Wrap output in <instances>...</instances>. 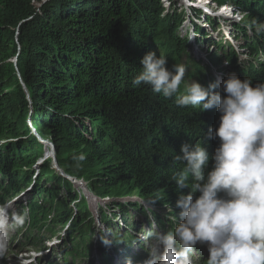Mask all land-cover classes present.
<instances>
[{
  "label": "trees",
  "instance_id": "trees-1",
  "mask_svg": "<svg viewBox=\"0 0 264 264\" xmlns=\"http://www.w3.org/2000/svg\"><path fill=\"white\" fill-rule=\"evenodd\" d=\"M37 1L0 0V142L4 141L0 203L22 185L33 183L30 197L25 203L19 201L21 208L14 212L28 215L34 227L41 219L54 230L66 227V236L59 241L74 254L80 241L91 238L96 229L102 243L101 235L114 233L116 227L102 207L98 218L106 231L96 227L89 205L66 177L51 168V159H43L33 171L41 150L29 134L26 117L32 116L46 133L44 139L59 152L57 161L66 175L85 180L99 200L123 195L140 200L105 203L118 221L130 212L138 217L145 204L179 213L178 189L169 178L183 164L173 157L180 154L182 143H201L211 164L219 140L208 139L207 132L218 126L220 114L214 109L178 107L175 97L166 99L150 86L133 84L148 51L166 56L169 70L174 71L175 64L184 66V81L197 74L203 77L200 62L181 60L187 46L175 33L180 26L175 3L164 14L160 0H46L39 7ZM212 1L246 11L240 24L251 32H244V43L264 56V34H255L263 40L256 49L255 31L250 28L252 19L264 21V0ZM262 62L259 69L246 65L240 71L253 84L264 82ZM81 154L86 159L78 163L73 157ZM181 191L187 194L189 189ZM151 211L160 225L167 222L155 209ZM97 248L106 251L103 243ZM5 263V258L0 259V264Z\"/></svg>",
  "mask_w": 264,
  "mask_h": 264
},
{
  "label": "clouds",
  "instance_id": "clouds-1",
  "mask_svg": "<svg viewBox=\"0 0 264 264\" xmlns=\"http://www.w3.org/2000/svg\"><path fill=\"white\" fill-rule=\"evenodd\" d=\"M250 28L264 34V21L252 19ZM166 63V56L148 51L133 84L150 86L166 99L175 97L181 108H216L219 123L209 127L207 138L218 139L219 145L210 164L203 144H181L173 160L183 167L169 178L178 189L180 211L171 230H150L142 236L149 241L144 264H194L198 243L207 246L205 264H264V82L253 84L232 72L205 88L194 79L184 83V66L175 64L172 71ZM218 86L221 91L215 90ZM73 159L79 163L86 157ZM185 188L187 194L181 191ZM9 220V207L0 205V259L26 217H17L14 224ZM101 241L106 247L121 242L103 234ZM126 264L133 262L129 258Z\"/></svg>",
  "mask_w": 264,
  "mask_h": 264
},
{
  "label": "rangeland",
  "instance_id": "rangeland-1",
  "mask_svg": "<svg viewBox=\"0 0 264 264\" xmlns=\"http://www.w3.org/2000/svg\"><path fill=\"white\" fill-rule=\"evenodd\" d=\"M44 2H46V0L37 1V6L38 7L41 6ZM160 3L162 5V7L164 8V14L171 12V8H172L171 7V3L172 4H174V3L176 4L175 8L176 7H179L178 8V13H179L180 17H179L178 20H179V23H183V24L180 27L178 26L179 28L176 27L175 33L177 34V36L188 34L191 38H192V35H190L189 32H191L192 31V28L195 25L198 24V21L200 20V16L201 17H204L205 19H207V23H206L207 25H211V23L208 22V18H214L217 15L219 16L220 14H217L218 13V10L226 11V9L230 8V6H229L230 4L228 2H225V3H223L225 5L222 4L223 6H220L216 2H213L212 0H160ZM182 4H183V7H182ZM229 10H230L229 12L234 13V14H232V16H230L229 14L224 15L223 17L225 18V20H224L225 22H226V20H229V18H235V15L236 14H237L238 18L240 19L241 16L239 14L240 13L239 11H233L232 9H229ZM242 14H244V13H242ZM172 16L175 17V14L173 13ZM200 23L202 24L203 23V20L200 21ZM194 33H195V31H194ZM194 33H193V35H194ZM222 34H228V31H226V30L225 31H220V33L218 35L222 38ZM255 34L256 33L254 32L253 35H252V37L255 39V45H254V47L257 49L258 48V43H262L263 40L262 39H257L255 37ZM209 36H211V35H209ZM229 37L230 36L228 35V38ZM201 39H202V35H201ZM223 40H225V38H223ZM234 42L232 41V39H230L225 44H227V47H229L230 44H233ZM184 45L187 46V49H186L187 50V54H185L182 57L181 60L184 62V61H186V58H187V61H186L187 63H193V64H196V65H199L198 63L200 62V64L203 66V70H202L203 77L202 78H199V81H198L199 83L202 82V84H203L202 86L208 87V84L221 82L224 78L227 77L226 76L224 78H220L219 79L218 78V74L223 69H220L221 71L218 72V70H219L218 67L214 66L213 67V70L211 69V67H210V69L208 67L209 64L207 62H211L214 65H218V63H221L220 61H217L216 62V61L213 60L214 59V56H218V57L220 56L219 55V52L220 51H218V50H217V52H213L211 50H208L207 51L206 47L205 46L202 47V45H201L200 47H198V49L201 50L200 52H204V56H205V59H206V60H204L200 56V55H202V53L197 52L198 51L197 49L196 50H193L194 47L196 48V46H198L197 44H194V41L193 40H191L190 38L186 37V40H185V44ZM246 53L250 57H254L255 56V55H252L253 54L252 52H246ZM14 60H15V57L12 58V61H14ZM251 60H252V58L250 59V61ZM244 61H246V60H244ZM253 62H254L253 63V66H255V61H253ZM227 67L228 68L230 67L229 70H231V64H228ZM214 72H218V74L216 75V73H214ZM239 76L241 77V79H243V78L246 77V73H242L241 75L239 74ZM209 77L211 78L210 81H209ZM194 78H198V74ZM191 81L192 80H186V81H184V83H188V82H191ZM211 81H213V82H211ZM183 88H184V86L181 88V92L183 91ZM215 90L216 91H221V88L218 86L217 89H215ZM212 109H214L215 111H217L216 108H212ZM30 117H32V116H30ZM30 117H26L25 123L28 124L29 134H31L32 136H34L35 139L37 140V142H39L38 143V146H40V150H41V154H40L39 158L37 159V161L35 162V164L33 166V171L38 169V166L43 161V159H47V160L51 159V163H50L51 168L56 171L57 175L59 177L63 176V174L65 175L66 172L63 171L62 164L59 161H57V157H58V153L59 152L54 147H52V145H51L50 142H49V145H48V143H47L48 141L47 142L43 141L44 144L43 145H40L41 140L42 139L44 140V137L47 138V135H46V133H42L41 132V128ZM3 142H0V144L3 143ZM72 180H76L77 181L75 183L77 185L76 188L73 185V183H71L72 186H73V188H74V190H76V194H80V196L83 195L84 200H86L89 196H86L82 190H79L78 191L77 190L78 189L77 187H80L81 189L84 190V189H86V188L89 187L88 184L85 185V186H82L81 184H82V180L83 179L77 178V177H75L73 175H69V177L67 178V182L70 183V181H72ZM22 189H25V190L22 191ZM34 189H35V186H33L32 190H34ZM29 192H30L29 185L24 184V185H22L20 187L19 191H17L16 193H12V194H14L13 197H10V198H7V199H6V197H4L5 199L3 198V200H4V204L3 205L8 206L9 207V210H11V211L12 210H18V209L21 208L19 206V201H21L22 203H25L27 201V197H30ZM66 194H70V191H66L65 192V195ZM102 198L105 199V197H102ZM38 200H40V199H38ZM132 200H137V199L132 198ZM0 205H1V203H0ZM97 207H100V206H97ZM109 210H110L109 206L108 207L106 206L104 209H103V206H102V211L104 213H106L107 218L111 220V225L112 226H115V223H117V220H115V218H114L115 216L114 215H112V216L109 215ZM129 219H130L129 216H125L123 218V220L125 222H128ZM39 222H43L42 219L39 220V221H36L35 220V223L38 225V227L40 228V230H42V231L44 230L45 233H46V237H44V240L45 241L44 240L43 241L42 240H39L38 237L35 235V231L32 230V229H30L29 227H26V229L29 228V230L31 231L34 239L37 240L39 242V244L36 247L26 248V249L20 251L19 253H21V256H18V258H19L20 261L21 260H27L29 262V261L32 260L31 258H32V256L34 254H42L41 256L43 258V261L46 260V259H48L49 258L48 256H51L50 254H52V251L54 250L55 246L57 244H60L61 243L59 241V238L62 237L64 239L65 236H66V231L64 230V228L66 229V227L61 228L59 226V228H57L58 227L57 226V227H55V230L57 231L56 232L54 230V228H52L50 226L45 227L46 224H47V221H45V222H43L41 224ZM118 227L121 230H124L125 229V227H123L121 225H119ZM98 228L100 230L102 229L100 226ZM50 230L51 231H55L58 235H54L55 232L49 233ZM118 232H120V231H118L116 229L114 231V233H109V234H106L105 236H109V235L110 236H113L115 233H118ZM23 233H24V230L21 231V235ZM47 233H49V234L47 235ZM94 238H97V233H95ZM19 239H20V237H19ZM18 243L19 242H17L15 245H17ZM53 243L55 244V246H52ZM92 243H94V239H93V242H92V237L90 238L89 236H86V237L83 238L82 241H80V245H79L78 248H76V251L78 252V254L88 255L89 254V251H90V245ZM13 249L15 250L14 247H13ZM63 249H65V248H63ZM12 252H15V251H12ZM91 252H92L91 258L93 260L90 263L91 264H94L95 263L94 259H97V258L94 257V256H97V251H96V249L93 250V247H92ZM98 257H99V255H98ZM10 258L13 261L14 256L13 257H10ZM61 258H62V256H61ZM52 260H57V262H58V260H60V257H56L55 259H52Z\"/></svg>",
  "mask_w": 264,
  "mask_h": 264
},
{
  "label": "bare ground",
  "instance_id": "bare-ground-1",
  "mask_svg": "<svg viewBox=\"0 0 264 264\" xmlns=\"http://www.w3.org/2000/svg\"><path fill=\"white\" fill-rule=\"evenodd\" d=\"M229 9H231V8L226 9V11L218 10L217 14H220V15L219 16L217 15L214 18H210V20H211L210 22H214L211 25H207L206 24L207 19L200 16V20L198 21V24L192 28L191 32H189V34L192 35V38L188 34L178 36L180 39L186 40V37H188L191 40H193L194 44L198 45V46H196V48L195 47L193 48V50L197 49L198 50L197 52L201 51L198 49V47L201 45L205 46L207 51L208 50H211L213 52H217V50L220 51L219 52L220 56H219V59L217 60V61L221 62L219 65H214L211 62L206 61L209 64L208 65L209 69L211 67V69L213 70L214 66L219 68L218 72L221 71L220 69H223L219 74H218V72H214V73H216V75L218 74L219 79L226 77L229 73H232V72H235L238 76H239V74L241 75L243 72L240 71V68L242 69L246 65H251L252 69L253 68L259 69L262 67V64H263L262 61L264 60L263 54L256 53V50L254 48L250 49L245 45V43H244V32L245 31L251 32V31L245 24H240V19L238 18L237 14L235 15V18H229V20H226V22L224 21L225 20V18L223 17L224 15L229 14L230 16H232V14H234V13L229 12L230 11ZM242 13L243 12L239 13L241 16L240 18H242V16H243ZM244 13L246 16V11ZM245 16H243V17H245ZM202 20H203V23L201 24L200 21H202ZM182 24L183 23H180V26H182ZM236 24H239V25L237 27H235ZM225 30L228 31V34H222V38H221L218 34L220 33V31H225ZM194 31L196 34L194 33ZM193 33H194V35H193ZM200 35H202V39L199 38ZM209 35H211V36H209ZM228 35L230 36L229 38H228ZM223 38H225V40H223ZM230 39H232V41L233 42L235 41V42L233 44H230V46H229L230 48H229V47H227V44H225V43H227V41ZM247 49H250V51H248ZM246 52H252L253 53L252 55H255V56L250 57ZM200 53H202V55H200L202 57V59L206 60L205 56H204V52H200ZM215 57H218V56H215ZM251 58H252V60L250 61ZM245 59H247V60L244 61ZM232 61H233V63H232ZM253 61H255V66H253V63H254ZM228 64H231V70H229L230 67L229 68L227 67ZM198 79L199 78H197L196 81ZM209 80H210V77H209ZM200 84L203 85L202 82ZM43 141L47 142L46 139H44V140L42 139L40 142L42 145L44 144ZM1 142H3V141H1ZM47 143L49 145V141ZM51 145H52V147H54L52 143H51ZM76 182H77L76 180L70 181V183H73L75 188L77 186L75 184ZM32 184H30L29 187H31ZM81 185L85 186V185H87V182L85 180H82ZM77 188H78L77 189L78 191L82 190L86 196H89V194L92 193L89 190V187L84 189V190L81 189L80 187H77ZM13 196H14V194L12 196L6 197V199L13 197ZM101 199L103 201H106L102 197H101ZM103 201H100L97 206H100V207L103 206V209H104L106 207V205ZM88 204L91 208L94 207L91 203H88ZM158 209L160 211L164 212L165 206H160ZM9 221L12 222V224L15 223L14 219L9 220ZM129 228L134 229L133 225H129ZM123 231L129 232L126 228ZM108 237L109 238L113 237L114 240L119 242V241H121L122 234L120 232H118V233H115L113 236L109 235ZM120 243H113L111 246H107V247L103 245L104 249L106 251L105 252L104 251L103 252L102 251L97 252V256H94L95 258H97V259H94V261H95L94 264H111V254H117L118 255V258L115 259L114 264H122V263L126 264V261L129 258L132 260V262H134V252L139 251L141 248L137 244H134L132 246L129 244L127 249L123 251V250L119 249V247L118 248L115 247L116 244H120ZM98 255H99V257H98ZM121 255L123 256V258L119 259V256H121ZM74 263L75 262H71L69 264H74ZM75 264H77V263H75ZM89 264H91V263H89Z\"/></svg>",
  "mask_w": 264,
  "mask_h": 264
},
{
  "label": "crops",
  "instance_id": "crops-1",
  "mask_svg": "<svg viewBox=\"0 0 264 264\" xmlns=\"http://www.w3.org/2000/svg\"><path fill=\"white\" fill-rule=\"evenodd\" d=\"M200 47V46H199ZM202 47H204V46H202Z\"/></svg>",
  "mask_w": 264,
  "mask_h": 264
},
{
  "label": "built area",
  "instance_id": "built-area-1",
  "mask_svg": "<svg viewBox=\"0 0 264 264\" xmlns=\"http://www.w3.org/2000/svg\"><path fill=\"white\" fill-rule=\"evenodd\" d=\"M200 53V52H199Z\"/></svg>",
  "mask_w": 264,
  "mask_h": 264
},
{
  "label": "water",
  "instance_id": "water-1",
  "mask_svg": "<svg viewBox=\"0 0 264 264\" xmlns=\"http://www.w3.org/2000/svg\"><path fill=\"white\" fill-rule=\"evenodd\" d=\"M113 198V197H112Z\"/></svg>",
  "mask_w": 264,
  "mask_h": 264
}]
</instances>
